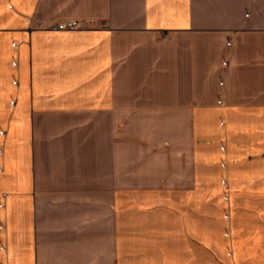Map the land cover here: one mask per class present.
Masks as SVG:
<instances>
[{"label":"crops","instance_id":"1","mask_svg":"<svg viewBox=\"0 0 264 264\" xmlns=\"http://www.w3.org/2000/svg\"><path fill=\"white\" fill-rule=\"evenodd\" d=\"M0 264H264V0H0Z\"/></svg>","mask_w":264,"mask_h":264},{"label":"built area","instance_id":"2","mask_svg":"<svg viewBox=\"0 0 264 264\" xmlns=\"http://www.w3.org/2000/svg\"><path fill=\"white\" fill-rule=\"evenodd\" d=\"M81 25L80 21L77 20H68L59 22L56 27L59 29H74Z\"/></svg>","mask_w":264,"mask_h":264}]
</instances>
